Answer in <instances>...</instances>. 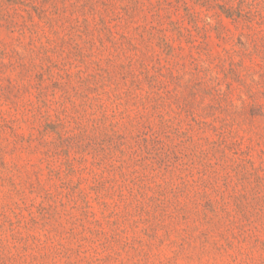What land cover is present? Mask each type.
Masks as SVG:
<instances>
[{
  "label": "rangeland",
  "instance_id": "1",
  "mask_svg": "<svg viewBox=\"0 0 264 264\" xmlns=\"http://www.w3.org/2000/svg\"><path fill=\"white\" fill-rule=\"evenodd\" d=\"M0 264H264V0H0Z\"/></svg>",
  "mask_w": 264,
  "mask_h": 264
}]
</instances>
